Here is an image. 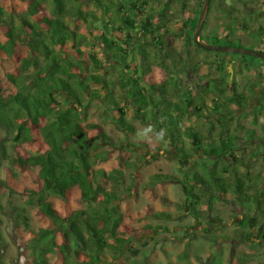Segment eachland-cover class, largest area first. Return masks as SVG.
Wrapping results in <instances>:
<instances>
[{
    "label": "rangeland",
    "instance_id": "1",
    "mask_svg": "<svg viewBox=\"0 0 264 264\" xmlns=\"http://www.w3.org/2000/svg\"><path fill=\"white\" fill-rule=\"evenodd\" d=\"M42 1L43 12H39L37 17L50 18L55 15L52 13L50 0ZM99 1L101 4H106V0ZM118 1L123 2V0ZM133 1L145 16H153L152 21L156 23L158 18L155 17L164 8L167 0H132L131 2ZM115 4L113 2L107 6L113 10ZM127 4L130 3H126L125 8H128ZM199 5V1L196 0H171L169 13L173 20L166 24L171 36L165 37L163 34L161 40V51L172 57L166 62V66L174 67L175 71V67L179 70L186 62L190 65L197 64V73L190 71L182 74L179 82L180 90L193 93L200 76L218 75L215 70L218 58L224 55L231 57L228 54L197 49L190 42L191 31L187 28V20L197 17ZM0 9L2 11L0 85L4 101L0 115V264H40L41 261L47 264H62L59 250L62 238L58 233L52 234L53 224L44 215L43 204L49 202L62 216H65L68 210L89 211L98 205L79 198L63 201L49 194L38 180V169H26L19 165L20 160L41 154L47 149L42 142L40 130L32 125L25 109L13 98L16 95L34 93L35 74L45 64L43 56L33 52L28 45L30 30L25 28L28 34L20 32L23 19L35 25L41 19L30 17L26 4L19 0H5L0 3ZM104 9L105 7L99 8L97 3H93L84 7L83 11L102 16ZM133 13L134 11L128 9L124 12L131 18ZM219 16L216 10L210 13L199 38L202 43L245 49L253 47L251 43L224 39L222 36L224 33L220 30ZM136 23L139 24V21L136 20ZM79 26L80 33H85L84 24L81 23ZM40 27L42 31L45 30L44 25ZM9 28L13 31L15 40L13 44L7 34ZM16 33H20L23 39H17ZM231 34L233 38L244 36L238 30L232 31ZM140 36L142 37L141 32ZM143 41L152 42L148 35L143 36ZM69 50L74 52L70 46ZM80 50L86 54L94 53L101 61V69L94 73L108 79L116 72L115 63L108 59L96 44H81ZM60 59L64 60L63 57ZM248 59L252 62L258 61L251 57ZM153 77L158 82L165 79L164 74L157 67H154ZM101 95L102 102L92 101L87 106L84 122L100 126L113 143L104 142L97 137L91 138L88 156H93L95 168L105 171L110 176L103 178L100 184L116 192L120 198L118 203L121 212L133 214L140 219L128 222V225L133 226L135 230L132 236L133 242L127 244L123 253L115 254V264H264V240L262 232L259 231L260 224L264 222V215L255 212L248 220L242 208L235 202L232 192L227 198L215 203L214 210L205 220L196 221L185 214V195L182 191L185 177L198 172L199 162L206 158L196 149H206L212 143H219L218 124L221 118L212 111L210 97L204 96L200 99L199 95L191 94L194 97L192 102L195 107L189 110L191 115L181 118L183 122L180 131L181 141L180 144H174L165 132L143 123L141 116L136 114L135 108L122 104L119 99L116 100L117 104L120 102L121 106H124L127 113L126 121L134 128V132L128 134L117 131L110 120V116L114 113L105 102L106 91ZM55 98L56 103L51 105L50 112L73 106L66 97L56 95ZM182 100L183 98L174 91L167 98L171 104L177 102L182 105ZM195 109L201 110V116ZM47 117L48 119L40 120L39 126L51 121L52 114H48ZM262 118L263 116H259L257 120L263 122ZM252 120L251 113L241 114L236 120L230 118L226 123V132L230 134V140L234 141V137L237 136L244 137L246 131L242 133L243 129L253 130ZM192 132H197L199 137H203L202 146L196 148L192 146L193 143L188 135ZM24 137H28L29 140H24ZM239 144L235 151L236 158L247 160L256 145H247L243 141ZM180 146L189 155L188 161H185L178 152L177 148ZM263 158L264 153L250 163L249 180L257 179L260 182L264 177ZM228 161L230 162V159L225 160L226 164ZM222 169L219 168V174L232 179L231 167L224 173ZM236 169L240 170V173L244 172L243 167L237 166ZM156 174H166L173 179L167 183L154 184L152 178ZM256 185L259 187V183ZM161 198H166L174 205H164ZM147 206H151L155 212L170 214L171 219H150L145 214ZM201 207L206 209L204 205ZM149 226L155 229H146ZM261 227L264 228V224ZM87 246L92 250L94 248L91 240L87 241ZM108 256L115 257L113 254Z\"/></svg>",
    "mask_w": 264,
    "mask_h": 264
},
{
    "label": "trees",
    "instance_id": "2",
    "mask_svg": "<svg viewBox=\"0 0 264 264\" xmlns=\"http://www.w3.org/2000/svg\"><path fill=\"white\" fill-rule=\"evenodd\" d=\"M4 1L0 0V3ZM19 1L26 4L30 17H37L39 12H43L42 0ZM131 1L123 0L121 3L118 0H106V4H101L99 0H50L52 13L55 15L50 18L37 17L41 20L36 25L23 19L20 27V32L24 34H28L25 28L30 30L28 45L33 52L43 56L45 64L35 74L34 93L16 95L13 98L25 109L32 125L40 130L42 142L47 149L41 154L20 160L19 165L26 169H38V180L49 194L63 201L79 198L98 205L89 211L68 210L62 216L49 202L43 204L42 211L53 224L52 234L58 233L62 238L59 247L62 264H115V254L123 253L127 244L133 242L135 230L128 222L140 220L133 214L121 212L119 196L100 184L103 178L110 176L95 168L93 156H88L90 139L97 137L104 142L113 141L100 126L84 122L87 106L92 101L102 102L101 93L106 91L105 102L114 113L110 120L117 131L128 134L134 132V128L126 121L127 113L121 102L135 108L143 123L165 132L174 144H180L181 141V118L191 115L189 110L195 107L191 92L180 90L179 82L182 74L190 71L197 73V64L190 65L186 62L181 69L175 67L174 71V67L166 66V62L172 57L161 51L162 35L171 36L166 29V24L173 20L169 13L171 0H167L164 8L157 13V24L152 21L153 16H145L136 2ZM113 2L116 4L111 10L107 5ZM93 3H97L99 8L105 7L102 16L83 11L84 7ZM126 3H130L127 4L128 8H125ZM127 9L134 11L132 18L124 14ZM187 22V28L192 29L197 24V18H189ZM81 23L84 24L85 33H80ZM41 25H44V31ZM7 34L13 44L15 40L12 29L9 28ZM145 35L152 42L143 41ZM15 37L23 39L20 33H16ZM190 42L193 43L191 37ZM85 43L96 44L115 63L116 72L108 79L94 73L101 69L102 64L94 53L86 54L80 50L81 44ZM69 46L74 52L69 50ZM154 67L164 74L165 79L162 82L153 77ZM204 77H200V81ZM173 91L183 98L182 105L167 101ZM222 94L223 89L218 83L217 86H199L196 95L201 96V99L204 96L210 97L216 105L212 106V111L224 121L234 117L235 112L224 111ZM56 95L66 97L73 106L50 112L51 105L56 103ZM117 99L120 101L118 104ZM3 108V90L0 85V115ZM195 110L201 116V110ZM48 114H52L51 121L39 126L40 120L48 119ZM253 115L255 123L260 112ZM219 132L218 144L212 143L206 149H196L206 158L199 162L198 172L185 177L182 187L185 214L196 221L205 220L214 210L215 203L227 198L232 192L235 202L242 208L248 220L255 212L264 215V177L260 182L257 179L249 180L248 177L250 163L261 156V147L256 146L247 160L237 159L235 151L240 144L231 143L228 138H224V131ZM253 134V130H246L243 141L247 145H251ZM188 135L194 148L203 145V137H199L197 132ZM24 140L29 138L24 137ZM177 149L183 159L188 161L189 155L182 146ZM226 159H230L228 164ZM237 166L243 167L244 172L240 173ZM229 167L233 173L232 179L218 172L219 168H223L224 173ZM172 179L166 174H156L152 181L154 184H161ZM258 183L259 187L256 185ZM160 200L166 206L174 205L166 198ZM202 205L206 209H202ZM145 214L152 220L171 219L170 214L155 212L151 206L145 208ZM263 224H260L259 231L262 232L264 240V228L261 227ZM146 229L155 228L149 226ZM88 240H91L93 250L87 246ZM52 242L54 244V239ZM108 254L115 257L109 258ZM40 264L47 263L41 261Z\"/></svg>",
    "mask_w": 264,
    "mask_h": 264
},
{
    "label": "flooded vegetation",
    "instance_id": "3",
    "mask_svg": "<svg viewBox=\"0 0 264 264\" xmlns=\"http://www.w3.org/2000/svg\"><path fill=\"white\" fill-rule=\"evenodd\" d=\"M196 1H199L200 4L199 12L196 17L198 22L204 0ZM214 10L220 14V30L224 33V35H222L224 39L228 41L237 40L242 43H251L253 47L248 49L264 53V0H210L203 28L206 25L207 18L210 17V13ZM195 27L190 29L192 40ZM235 30L241 31L244 36L233 38L231 33ZM193 45L196 46L194 42ZM228 55H231V57L224 55V57L217 59V67L215 70L218 72V75H202L205 76L202 81H200V77L202 76L199 77V82H196L194 93L197 94L199 86L209 87L211 84L217 86L219 83L223 89L224 111L231 110L235 112L234 115L236 117H231V119L234 118L236 120L239 115L245 113L253 114L260 112L259 116H263V122L257 120L259 116H257L255 123H253L252 120L254 139L250 142L251 145L260 146L263 151L262 153H264V59L235 54ZM249 57L257 59L258 61L252 62L248 59ZM218 70H220V72ZM194 93L191 92V94ZM216 101H218V99H216ZM213 103L212 106H216ZM227 122H229V119L221 121L218 124L219 131H224V138H228L231 143L242 142L245 138L246 130H241L242 133L245 132L244 137L237 136L234 137V141H232L230 140V134L226 132Z\"/></svg>",
    "mask_w": 264,
    "mask_h": 264
},
{
    "label": "water",
    "instance_id": "4",
    "mask_svg": "<svg viewBox=\"0 0 264 264\" xmlns=\"http://www.w3.org/2000/svg\"><path fill=\"white\" fill-rule=\"evenodd\" d=\"M209 3L210 0H204L198 17L197 25L193 31V42L197 46V48L207 52L235 54V55L251 56V57L264 59V53L261 52L240 48V47L207 45L200 41L199 36L207 17Z\"/></svg>",
    "mask_w": 264,
    "mask_h": 264
}]
</instances>
